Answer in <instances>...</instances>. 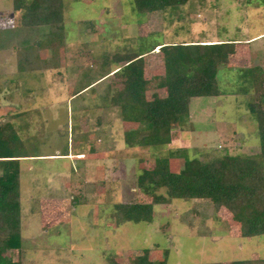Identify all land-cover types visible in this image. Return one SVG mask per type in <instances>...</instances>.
<instances>
[{"label": "rangeland", "instance_id": "obj_1", "mask_svg": "<svg viewBox=\"0 0 264 264\" xmlns=\"http://www.w3.org/2000/svg\"><path fill=\"white\" fill-rule=\"evenodd\" d=\"M64 1L65 46L51 48L49 26L26 27L15 0H0V125L14 124L24 153L56 155L20 161L22 246L3 255L24 264L264 260V233L245 236L242 223L208 199L155 204L151 222L118 223L116 215L117 204L142 211L152 203L138 181L158 162L181 184H196L199 163L223 157L264 166L250 109L264 108L253 80L254 65L264 68V0H190L153 12H139L133 0ZM194 41L236 43L219 68L221 95L193 98L184 124L171 120L169 143L127 146L126 134L144 125L124 123L114 104L125 88L124 72L115 74L127 65L120 59ZM155 50L144 57L147 100L168 94L164 55Z\"/></svg>", "mask_w": 264, "mask_h": 264}, {"label": "trees", "instance_id": "obj_2", "mask_svg": "<svg viewBox=\"0 0 264 264\" xmlns=\"http://www.w3.org/2000/svg\"><path fill=\"white\" fill-rule=\"evenodd\" d=\"M190 0H133L139 12L168 11L184 6ZM64 0H15L16 11L22 13L26 27L49 26L46 45L51 48L65 46ZM264 2V1H262ZM235 42L194 41L159 44L165 61L164 80L167 96L147 100L144 56L139 54L127 59L124 68L125 88L114 97L115 106L121 108L124 123L144 125V130L128 132L127 146H149L170 142L171 120L184 124L191 114L195 97H214L221 94L218 81L219 68L235 53ZM152 50H149V52ZM107 76V75H106ZM104 76V77H106ZM162 80V79H161ZM253 80L257 90H264V68L253 67ZM250 109L256 114L262 132V155L264 156V108L251 102ZM166 130V131H165ZM12 122L0 125V264H24L3 255L6 250L22 246L21 195L19 157L31 156L23 152ZM19 143V145H16ZM232 161V162H230ZM264 164V163H263ZM196 184L174 183L163 162L152 170H145L139 179V187L152 196V203L139 210L138 205L117 204L118 223L153 220L155 204H169L175 198L208 199L216 208L226 207L243 225L245 236L264 233V166L251 158L223 157L199 163ZM161 190H165L164 192ZM134 264H159L138 256ZM110 264H115L110 261ZM161 264H166L162 262ZM230 264H264L262 259L232 261Z\"/></svg>", "mask_w": 264, "mask_h": 264}, {"label": "crops", "instance_id": "obj_3", "mask_svg": "<svg viewBox=\"0 0 264 264\" xmlns=\"http://www.w3.org/2000/svg\"><path fill=\"white\" fill-rule=\"evenodd\" d=\"M160 44H166V43H160ZM167 44H169V43H167ZM159 44H156V45H154L153 47H151V49L150 50H152V51H150V52H153L154 50H155V48H158L159 46H158ZM156 51V50H155ZM160 51V50H159ZM148 52L149 51H146V54L145 55H143L144 57H146V55L148 54ZM156 52H158V51H156ZM141 54H143V53H141ZM140 54V55H141ZM223 66H221L220 68H222ZM118 69H119V67H118ZM117 70V69H116ZM221 95V94H220ZM197 98H199V97H195V99H197ZM194 100V99H193ZM193 102V101H192ZM197 103H202V100H199V101H197ZM29 125H32V129L33 130H35L36 128H35V122H33V123H29ZM21 133H23V134H26L28 137H30V138H33V136H31L28 132H26V131H24L22 128H20V127H18L17 128ZM29 155H31V156H28V157H19V160L20 161H22L23 159H25L24 161H31V160H34V158L35 157H42V158H44V157H46V158H55L56 157V155L55 154H46V155H43V154H40V155H36V154H29ZM80 155H83L84 156V154L82 153V151H79V152H77L76 154H75V156L76 157H80ZM63 157H71V154H70V152L68 151V153L67 154H64V155H62ZM82 159L84 158V157H81ZM30 159V160H29ZM21 168H22V166H21ZM23 169V168H22ZM21 169V173L22 172H24L23 170ZM33 181V180H32ZM36 181L34 180L33 181V183H35ZM44 199V201H47V200H51V201H54L55 200V198H43ZM21 206L23 207V203L21 204Z\"/></svg>", "mask_w": 264, "mask_h": 264}]
</instances>
